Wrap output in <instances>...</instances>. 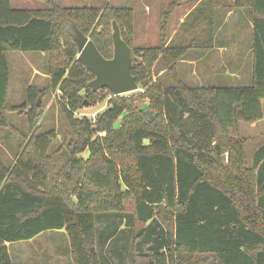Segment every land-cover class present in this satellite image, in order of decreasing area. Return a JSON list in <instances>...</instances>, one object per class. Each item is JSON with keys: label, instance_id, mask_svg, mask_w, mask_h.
Masks as SVG:
<instances>
[{"label": "trees", "instance_id": "trees-1", "mask_svg": "<svg viewBox=\"0 0 264 264\" xmlns=\"http://www.w3.org/2000/svg\"><path fill=\"white\" fill-rule=\"evenodd\" d=\"M43 1L48 8L19 9L0 0V124L9 125L6 112L15 108L8 53H50L48 88L61 92L74 156L59 172L47 152L50 139L34 130L19 138L14 166L0 162V264H18L6 243L58 230L67 232L76 264H111L95 246L125 228L136 255L151 264H264V144L249 161V138L241 134L242 123L263 118L264 0H231L250 11L254 24V79L246 86L187 83L179 61L191 47L166 45V20L159 44L134 47L133 7L111 0L99 6ZM114 20L145 91L112 96L96 118H79L81 92L95 103L108 89L90 87L94 74L78 59L75 36H89L112 58ZM159 61L167 69L166 86L154 81ZM45 91L28 89L31 129L39 115L36 98ZM145 99L156 112L153 120L138 104ZM86 151L88 157L81 156ZM108 215L114 219L103 241L99 223Z\"/></svg>", "mask_w": 264, "mask_h": 264}, {"label": "rangeland", "instance_id": "rangeland-1", "mask_svg": "<svg viewBox=\"0 0 264 264\" xmlns=\"http://www.w3.org/2000/svg\"><path fill=\"white\" fill-rule=\"evenodd\" d=\"M58 4L65 6H99L105 5L107 0H54ZM133 0H111L115 5H127L138 8L139 16L136 23L132 42L134 47L138 46H155L159 44V35H156L157 26L155 23L156 15L142 16L144 4H149V0H137L136 4H132ZM155 5L156 1L151 0ZM12 7L19 9H45L48 5L43 0H11ZM147 13V12H146ZM113 35V29L110 31ZM51 54L47 52L34 51H11L8 53L9 68L11 71V83L9 89V103L15 108H10L6 112L9 121L8 126L0 124V162L6 167H12L17 161L22 151L20 145V137L22 135L31 136L34 130H37L41 136L48 137L50 144L48 154H51L56 169L61 172L69 164L73 158V147L69 144L71 136H67L71 131L69 122L63 113L60 105L61 92L48 88L51 83L49 76V61ZM162 63L159 61L154 71L156 73L154 81H159L162 85H167V77L159 76ZM197 74L199 71L197 70ZM191 85H193L190 82ZM30 86L45 91L36 98V107L38 108V117L35 125L31 129L29 117L31 115L32 103L28 95ZM136 92H144L143 86L139 85ZM47 88V89H46ZM114 95H110L108 90L101 92V97L97 102L92 103L81 92L83 103L75 112L79 118L88 117L94 119L103 112L109 104L110 99ZM263 108H264V98ZM39 101V106L37 105ZM86 102V103H85ZM147 99L139 101L140 107H146L148 111L155 112L148 107ZM264 110V109H263ZM156 114V112H155ZM252 131V130H251ZM244 136H251L252 132L244 129ZM255 141L249 140L246 144L247 155L249 161L252 160L253 153L264 141L263 136H258ZM88 157V152L81 154ZM133 202H129L127 208L133 210ZM132 213V212H131ZM112 215L104 216L99 223V234L101 240L105 241L106 227L110 225ZM163 221V220H162ZM166 222H169L167 220ZM103 244V242H102ZM8 245L9 253L12 259L18 264H76L71 254L70 239L65 230L46 231L31 240L13 242ZM97 251L102 249L105 260L111 264H151L148 257L143 260L135 253V240L128 232V229H118L116 233L110 236L104 246L101 244L95 246Z\"/></svg>", "mask_w": 264, "mask_h": 264}, {"label": "crops", "instance_id": "crops-1", "mask_svg": "<svg viewBox=\"0 0 264 264\" xmlns=\"http://www.w3.org/2000/svg\"><path fill=\"white\" fill-rule=\"evenodd\" d=\"M136 1L133 0L132 4L135 5ZM155 1L156 5L151 0L149 4H144L143 10L146 11L141 12L142 16L144 14L150 21L148 15L151 13L156 15V35H159V42L162 23L166 20L169 35L166 45L174 42L178 46L191 47L179 61L181 76L187 83L191 82L193 84H190L191 86L252 84L255 69V31L250 11L233 7L231 0H226L227 2L222 4L219 0H211L197 13L195 10L203 0ZM135 7L133 8L137 23L139 12ZM166 70L162 64L159 76L167 77ZM167 82H170L168 77ZM261 102L263 107V100ZM244 129L252 132L251 136H245L249 140L255 141L259 135L264 137V110L262 119L241 124L242 136ZM263 144L264 141L259 147Z\"/></svg>", "mask_w": 264, "mask_h": 264}, {"label": "water", "instance_id": "water-1", "mask_svg": "<svg viewBox=\"0 0 264 264\" xmlns=\"http://www.w3.org/2000/svg\"><path fill=\"white\" fill-rule=\"evenodd\" d=\"M114 54L112 58H105L94 41L78 32L75 40L79 46L78 59L82 61L94 74L89 82L93 91L108 89L114 96L124 95L139 90V83L132 72V51L129 44L123 39L117 21H113ZM86 103V102H85ZM39 106V101L37 103ZM150 120L155 112L146 111Z\"/></svg>", "mask_w": 264, "mask_h": 264}]
</instances>
